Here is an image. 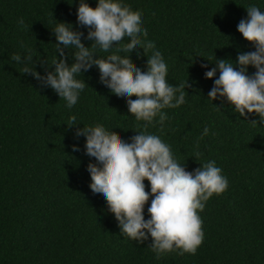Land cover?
<instances>
[{"label": "trees", "instance_id": "16d2710c", "mask_svg": "<svg viewBox=\"0 0 264 264\" xmlns=\"http://www.w3.org/2000/svg\"><path fill=\"white\" fill-rule=\"evenodd\" d=\"M86 2L97 5V0ZM123 3L141 14L147 39L155 42L168 65V82L189 85L185 103L164 109L168 119L160 124L157 116L147 131L170 146L186 171L214 160L228 180V188L198 212L204 239L195 255L175 251L157 260L151 238L138 244L120 235L106 202L89 187L87 167L96 161L85 155V137L77 139L75 127L66 123L75 115L80 128L103 125L130 142L143 131L144 122L136 121L127 101L100 82L95 66L77 77L86 86L68 109L54 90L22 74L23 63L11 60L14 54L23 60L31 53V66L45 74L47 62L51 66L59 58L51 31L57 22L87 35L77 23L79 0H0V264H264V125L255 113L245 119L227 103L212 102L208 92L219 71L212 79L204 76L216 60L235 64L239 54L255 51L237 25L247 18L248 7L264 11V0ZM82 42L86 47L93 43ZM73 51L65 49L69 65ZM138 52L139 57L130 59L146 71L147 57L143 49ZM112 54L125 55L115 48L97 51L100 57ZM255 71L248 67L249 75ZM205 127L209 133L202 136ZM74 144L80 151L73 152ZM144 183L150 191L149 182Z\"/></svg>", "mask_w": 264, "mask_h": 264}, {"label": "clouds", "instance_id": "9594fccd", "mask_svg": "<svg viewBox=\"0 0 264 264\" xmlns=\"http://www.w3.org/2000/svg\"><path fill=\"white\" fill-rule=\"evenodd\" d=\"M77 23L87 29L86 36L65 22H57L51 29L59 58L53 59L51 66L47 62L45 74L37 71L36 65L31 66V53L23 60L21 55L14 54L11 60L23 63L22 74L31 75L40 87L54 90L68 109L77 104L86 86L77 77L93 66L98 68L100 82L121 101L126 100L129 113L144 124L143 131L136 132L129 142L103 125L80 128L75 115L69 118L66 124L70 129L75 127V137H85V155L96 161L87 167L91 191L106 202L108 212L118 222L120 235L138 244L151 238L149 247L157 260L175 251L179 255H195L204 239L198 212L203 211L214 194L228 188V180L214 160L193 172L186 171L174 158L170 146L147 131L157 116L160 124L168 119L164 109H175L185 103L188 81L179 86L168 82V65L155 42L147 39L141 14L123 0H97L95 8L86 0H79ZM19 24L24 26L22 18ZM237 31L254 45L255 51L239 54L235 64L216 60L215 67L204 72L206 79H212L219 71L208 98L212 102L219 100L222 105L227 103L245 119L255 113L260 118L259 124L264 125V11L248 7L247 18L239 22ZM82 39L93 43L86 47ZM113 48L125 55H97V51L108 53ZM65 49H74L71 65ZM138 49H143L147 57L146 71L134 67L130 59L133 54L140 56ZM52 66L54 70H48ZM249 66L256 69L252 75L248 74ZM201 68L207 69L208 65L201 64ZM133 96L135 100L130 99ZM208 133L205 127L202 136ZM72 150L78 152L80 148L74 144ZM145 180L150 191L145 190ZM150 198L149 218L145 219V206Z\"/></svg>", "mask_w": 264, "mask_h": 264}]
</instances>
